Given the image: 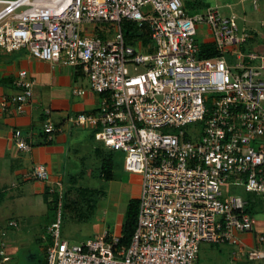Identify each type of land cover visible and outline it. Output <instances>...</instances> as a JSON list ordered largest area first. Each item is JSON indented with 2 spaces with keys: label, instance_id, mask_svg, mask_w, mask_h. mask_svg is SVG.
Listing matches in <instances>:
<instances>
[{
  "label": "built area",
  "instance_id": "1",
  "mask_svg": "<svg viewBox=\"0 0 264 264\" xmlns=\"http://www.w3.org/2000/svg\"><path fill=\"white\" fill-rule=\"evenodd\" d=\"M0 4V50L25 49L38 60L81 70L99 108L68 122L91 128L97 142L123 155L126 171L142 177L128 245L108 231L77 244L64 239V187L53 182L49 192L58 200L42 237L44 264H197L201 244H236L238 233L254 230L248 200L226 197L222 187L264 199V40L251 46L257 30L240 28L235 15L222 17L217 9L188 13L182 0ZM100 24L111 31L103 38L95 35ZM198 34L210 38L199 41ZM203 44L213 45L217 55L204 57ZM33 85L27 71L18 72V92L9 98L18 112L30 103ZM42 129L46 141L62 130L49 117ZM12 138L20 151L31 150L20 130ZM31 175L51 179L42 164ZM247 255L262 259L264 251L253 248ZM6 256L1 241L0 264Z\"/></svg>",
  "mask_w": 264,
  "mask_h": 264
},
{
  "label": "crops",
  "instance_id": "2",
  "mask_svg": "<svg viewBox=\"0 0 264 264\" xmlns=\"http://www.w3.org/2000/svg\"><path fill=\"white\" fill-rule=\"evenodd\" d=\"M188 2L184 1V4ZM258 32L259 36L251 41V46H260L264 40V33ZM109 33L111 31L106 35ZM22 70L27 71L28 78L34 81V85L32 99L20 113L9 102V98L18 92L14 81ZM0 78L5 79L0 84V240L5 243L6 264H15L13 257L18 248V236H22V239L26 236L20 227H30V223H33L35 230L31 232L37 235L36 241L40 244L43 242L42 237L47 234V227L54 219L45 201L46 196L49 200L56 196L49 192L53 182H62L64 191L70 186L86 189L90 193L95 190L86 184L93 177L96 161L101 157V143L94 139L91 128L75 127L67 118L78 113L95 112L99 108V96L87 87V77L81 70L61 63L50 64L38 60L25 49L13 53L0 50ZM76 88H83L86 93L75 96L73 90ZM46 111H50V114L46 115ZM48 117L62 128L52 136L50 144L42 133L43 123ZM16 130H20L31 143L30 151H20L15 146L12 135ZM40 164L47 167L51 178L49 182L32 177L33 167ZM118 182L120 189L123 188L128 193L129 186L121 180ZM94 193L96 198L100 194L98 199L106 196L101 190ZM113 195L115 194L112 193L109 199L112 202L110 205L115 207L116 198ZM39 198H44V208L40 207ZM42 219L45 220L42 222ZM10 221H16L17 226L9 227ZM86 223L88 222L79 224ZM104 232L102 225H98L81 242ZM61 234L65 239L63 224ZM259 234L264 235V222L260 224L256 221L252 232L238 233L239 242L231 245L237 247L238 253L248 254L253 248L262 249L264 243H258Z\"/></svg>",
  "mask_w": 264,
  "mask_h": 264
},
{
  "label": "rangeland",
  "instance_id": "3",
  "mask_svg": "<svg viewBox=\"0 0 264 264\" xmlns=\"http://www.w3.org/2000/svg\"><path fill=\"white\" fill-rule=\"evenodd\" d=\"M189 1L191 6L187 5L186 10L188 13L194 14L197 12H203L207 8L217 9L222 17L236 16V21L240 28H247L264 33V0H258L256 4L252 0H182ZM4 7L0 4V10ZM209 39V34H201L197 36V40L202 41ZM87 87L89 88L88 79ZM101 157L97 159L96 165L93 170L91 178L88 179L86 184L95 190L89 193L85 203L93 201L94 211L90 221L86 224H79L72 222L68 219L63 220V234L65 239L70 244H77L87 238L88 234H92L93 230L102 225L103 230L108 231L113 236H119L121 234V227L124 222L125 211L131 198L139 199L141 193L142 177L140 174L131 173L124 169L123 155L120 152L109 151L102 144ZM111 159L113 163L114 180L107 181L99 176L103 159ZM90 176V175H89ZM123 181L129 186V192H125L123 188L120 189L118 181ZM85 185V184H84ZM85 185V186H86ZM97 190H101L106 193L104 198H96ZM225 196L231 195H243L248 196L250 201L254 203L252 207V215L255 217L257 223L264 222V199L253 193H245L243 188L230 186L226 184L222 187ZM114 193L116 198V206L110 205L109 196ZM40 199V207L44 208V198ZM91 199V200H90ZM50 209V208H49ZM54 217V210H50ZM42 219L41 221L43 222ZM33 224V223H32ZM30 223V227H23L22 233L26 236H18V248L13 257L15 264H41L44 261V253L42 247L44 242L38 243L36 236L31 230H35V227ZM33 227V228H32ZM19 228V229H20ZM32 228V229H31ZM12 230V229H11ZM18 231V229H13ZM21 240V241H20ZM1 241V240H0ZM264 251V244L262 246ZM197 264H264V258L262 259H250L247 253H238V249L235 245L231 244H218L213 245L209 243L201 244L200 250L197 255Z\"/></svg>",
  "mask_w": 264,
  "mask_h": 264
},
{
  "label": "trees",
  "instance_id": "4",
  "mask_svg": "<svg viewBox=\"0 0 264 264\" xmlns=\"http://www.w3.org/2000/svg\"><path fill=\"white\" fill-rule=\"evenodd\" d=\"M185 8L188 6H191V4H184ZM129 30H133V25H125ZM108 25L106 24H100L97 26L95 35L99 37H104L108 31ZM136 30V29H135ZM135 32V31H134ZM133 32V33H134ZM135 35V34H134ZM201 54L204 57H214L217 55L213 45L211 44H203L201 45ZM5 79L0 78V84L4 83ZM48 144L51 143V141L47 142ZM101 177L107 181H110L113 179V163L111 159H103L101 162V169H100ZM89 191L82 188L77 187H69L67 188L63 193L62 198V224L64 219H68L72 222L76 223H85L88 222L93 214L94 207H93V201H89L88 203H85L87 200V197L89 195ZM47 195L49 193L47 192ZM98 198L100 194L97 195ZM243 196V195H242ZM245 199L248 200V205L246 207V212L252 214V207L254 206V203H251L248 196H243ZM57 196L53 197V199L49 200L48 197H45V201L50 208L49 210L56 211L57 208ZM137 212H138V200L137 199H131L127 205L126 213L124 217V222L122 224L121 228V242L124 245H128L131 236L135 230L136 227V218H137ZM55 216V213H54ZM43 253L45 257V245L43 246ZM44 261H42L41 264H44Z\"/></svg>",
  "mask_w": 264,
  "mask_h": 264
}]
</instances>
